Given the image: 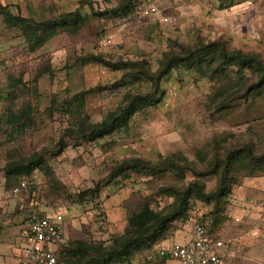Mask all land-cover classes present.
<instances>
[{
  "label": "rangeland",
  "instance_id": "1",
  "mask_svg": "<svg viewBox=\"0 0 264 264\" xmlns=\"http://www.w3.org/2000/svg\"><path fill=\"white\" fill-rule=\"evenodd\" d=\"M123 3L0 0V264H20L24 257L30 199L24 190L17 196L13 193L23 181L27 187L35 186L33 198L43 213L64 217L65 243L109 245L129 232L127 215L144 199L160 212L172 203L159 194L160 189L182 190L196 178L192 170L204 171L199 154L209 160L214 150L222 152L223 140L229 149L249 143L254 155L264 153V88L246 100L232 98L236 94L232 89L220 108L214 102V79L184 67L161 81L157 95L161 102L136 114L127 129L93 142L67 132L81 117L99 123L123 106L126 95L151 90L148 82L129 78V68L108 69L87 61L90 55L116 64L144 61L153 73L163 55L178 52L180 46L221 42L228 51L254 54L264 62V0H137L127 14L111 15ZM146 7H154L156 13L144 17L141 11ZM74 11L84 16L78 34L61 32L33 52L22 32L8 27L3 17L9 13L42 22ZM27 105L32 117L24 131L5 124L7 110L17 112ZM32 154L44 158V167L30 178L7 183L4 167L11 158ZM170 156L186 159L187 166L180 171L164 168L163 173L132 174L125 181L110 179L112 169L126 159L154 164ZM230 176L231 194L214 232L232 241L225 264H255L246 258L259 249L252 238L264 235V187L244 184L264 179V167L235 166ZM199 179L206 193L215 190L216 175ZM51 181L56 182L54 190ZM212 209V204L191 201L189 215L209 224ZM189 229L190 224L177 222L163 241L184 242L182 233Z\"/></svg>",
  "mask_w": 264,
  "mask_h": 264
},
{
  "label": "trees",
  "instance_id": "2",
  "mask_svg": "<svg viewBox=\"0 0 264 264\" xmlns=\"http://www.w3.org/2000/svg\"><path fill=\"white\" fill-rule=\"evenodd\" d=\"M137 0H124V3L111 15L120 13L127 14L135 8ZM147 8V7H146ZM101 17L103 14L100 15ZM4 22L8 27L16 28L22 32L23 37L29 44L31 52L42 47L48 40L57 34L64 32L68 35H76L84 26V16L79 11L67 13L53 20L33 22L9 13L4 14ZM179 51H171L163 55L159 68L156 72H150L148 64L144 61L138 63H112L102 56L90 55L87 61L97 63L105 68L120 70L121 67L129 68V78L141 79L148 82L151 90L145 95H126L124 104L116 110L109 112L99 123H90L87 117H81L75 129H68L75 139L93 142L102 140L121 130L127 129L133 117L147 108H153L161 102L157 95L161 89V81L178 67H184L206 77L214 79L215 96L214 102L222 108L228 99L226 94L234 89L236 94L232 98H244L264 88V62L254 54H245L241 51H228L221 42L209 44L197 43L192 46H180ZM249 73V76L245 75ZM32 108L27 105L19 111L7 110L5 124L14 129L24 131L31 121ZM225 140L219 145L221 153L214 150L209 160L203 154H199L200 162L204 171L192 170L196 177L184 189L163 188L159 194L172 199V203L164 210L155 212L151 209L147 200L138 208L127 215L129 232L114 238L109 245L71 242L65 243V235L58 243L55 250L56 264H131L138 257L143 256L165 243L164 237L172 225L180 222L189 224V204L191 201H199L204 204H212V221L205 224L204 219L199 221L206 225L209 232H214V225L222 213L223 205L227 203L231 194L233 179L230 176L235 166H243L247 170H255L264 167V153L254 155L251 144H245L239 148H226ZM64 148H60L59 152ZM58 152V153H59ZM45 165L44 158L39 154H32L27 158H11L4 167L6 182H15L19 178H30L35 171H40ZM187 166V160L175 156L161 158L157 163H151L141 159H126L112 169L111 180H128L132 174L163 173L164 168L171 171H180ZM216 175L217 186L215 190L206 193L205 187L199 178ZM55 181L49 183L54 190ZM51 184L53 186H51ZM97 189L92 190L97 191ZM35 186L24 189V195L28 198L35 197ZM22 194V193H21ZM29 217V207H27ZM163 264V262H161Z\"/></svg>",
  "mask_w": 264,
  "mask_h": 264
},
{
  "label": "built area",
  "instance_id": "3",
  "mask_svg": "<svg viewBox=\"0 0 264 264\" xmlns=\"http://www.w3.org/2000/svg\"><path fill=\"white\" fill-rule=\"evenodd\" d=\"M144 17L156 13L154 7L141 11ZM166 22V19L163 20ZM26 188L21 182L13 189L14 195H20ZM29 217L23 237L26 240L23 249L24 257L20 264H56L55 250L65 235V219L61 214L51 216L40 210L41 203L37 198H29ZM191 238L184 242L165 243L154 250L138 257L131 264H224L230 256L232 241L221 238L215 232H209L199 220L190 218Z\"/></svg>",
  "mask_w": 264,
  "mask_h": 264
},
{
  "label": "crops",
  "instance_id": "4",
  "mask_svg": "<svg viewBox=\"0 0 264 264\" xmlns=\"http://www.w3.org/2000/svg\"><path fill=\"white\" fill-rule=\"evenodd\" d=\"M244 186H246V187L247 186H250V187H262L263 188L264 187V179H258V180L255 179L254 181L251 180V181L247 182L246 184H244ZM242 189H243V187H242ZM190 231L191 230L189 229V233L188 234L187 233H182V237H183L184 241H187V240H189L191 238V232ZM217 234L220 236L219 233H217ZM252 234H257V232L255 230H253ZM256 236L257 235H255L254 237H256ZM254 237L252 238L253 239L252 242L258 241V243L256 242L255 244H257L259 249L258 250H252L250 255L246 259H249L251 262H253L255 264H264V239H263L264 237L263 238L261 237L262 239L260 238V240L258 239V236L256 237L257 239H254ZM23 239H24V237H23ZM174 240L171 241V243H173ZM20 255L21 254H18V256H20ZM224 264H225V262H224Z\"/></svg>",
  "mask_w": 264,
  "mask_h": 264
}]
</instances>
